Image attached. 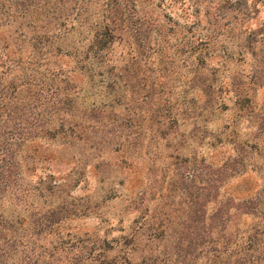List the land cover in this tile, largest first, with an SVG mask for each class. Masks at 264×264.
Masks as SVG:
<instances>
[{"label": "rangeland", "instance_id": "1", "mask_svg": "<svg viewBox=\"0 0 264 264\" xmlns=\"http://www.w3.org/2000/svg\"><path fill=\"white\" fill-rule=\"evenodd\" d=\"M259 6L244 23L245 8L223 0H141L154 35L142 42L132 19L119 21L101 91L79 71L58 73L72 59L30 56L32 42L24 62L0 49V91H16L0 117V157L7 142L20 169L9 171L0 264H205V226L253 251L259 224L244 204L264 206Z\"/></svg>", "mask_w": 264, "mask_h": 264}, {"label": "trees", "instance_id": "2", "mask_svg": "<svg viewBox=\"0 0 264 264\" xmlns=\"http://www.w3.org/2000/svg\"><path fill=\"white\" fill-rule=\"evenodd\" d=\"M91 1L0 0V49L4 50L6 57L11 62H24L26 42H32L30 56L40 55L42 58L45 56L46 59L56 56V58H65L71 62L73 60L74 66L71 69L60 67L58 73L79 71L81 76H87L88 80H91L90 90L101 91L100 86L107 83L111 75H114L111 73L113 68L110 69V63L114 58L112 53L114 43L119 38L116 35L119 21L128 22L129 18L132 19V25H135L134 37L142 42H145L142 36L149 37L148 40L152 38L155 26L150 17L142 14L143 12L141 13V0H103L99 12L96 11L95 13L90 11ZM223 3L233 8L237 6L238 9L244 7L245 12L242 14L245 16L244 23H247L252 19V15H255L254 17L258 15L261 10L259 3L264 5V0H223ZM187 16H190L189 12ZM146 23L149 28L143 30ZM191 28L193 27L191 26ZM76 34L80 36V40L75 45H70L68 43L69 37ZM55 42L56 47L50 48L48 51L47 45H54ZM54 50L56 55L53 53ZM191 51H195V48H192ZM105 71H107L108 77L105 75ZM71 73H69L70 77L72 76ZM64 79L68 80L69 78L64 77ZM83 81V85L77 91H86L83 87L86 82L84 79ZM186 83L189 85L192 83V79L188 78ZM22 85L19 86L17 83L14 88L20 89ZM94 85L97 88H94ZM190 86L192 87L191 84ZM218 90L222 91L221 87ZM0 93V117H2L7 107L6 103L13 98V93L16 91H10L8 86H3ZM78 126V123L69 125L72 134H75ZM65 127L64 125L61 126V128ZM3 149V154L0 157V228L7 223L9 218L7 209L2 208L4 201L9 196L6 186L10 180L13 179L14 182L17 178L9 174V171L14 168L20 175L16 160L7 161V151L10 150L7 142ZM1 179L4 181L3 183H1ZM255 200L248 199L244 204L247 209L245 213L253 215L259 224L258 228L255 227L257 228L255 231L254 227L251 229L253 231L248 236L250 246H255L254 250L249 252L248 249L236 247L234 243L236 240H233L227 233L215 238L216 236L214 237L211 231L214 226L209 228L205 226L201 228L204 234L200 238V244L203 247L202 254L203 252L206 254V256L203 255L205 264H264V206L260 207L262 202ZM220 211L218 210L217 214L222 218L224 216L219 215ZM204 214L207 215L206 207ZM228 221L222 225V232H226ZM190 241L191 239L188 241L191 246L193 240ZM238 254L244 255L242 259L236 258ZM189 255H192V252ZM187 264L195 263L187 262Z\"/></svg>", "mask_w": 264, "mask_h": 264}]
</instances>
